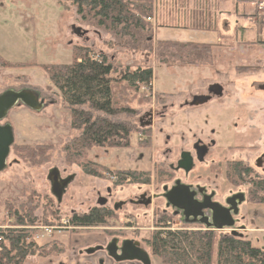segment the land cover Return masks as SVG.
<instances>
[{"label":"rangeland","instance_id":"1","mask_svg":"<svg viewBox=\"0 0 264 264\" xmlns=\"http://www.w3.org/2000/svg\"><path fill=\"white\" fill-rule=\"evenodd\" d=\"M210 2L212 4V0H201V3L190 4L187 8L184 5L177 8L184 14L186 10L192 7L199 9L202 4L203 9L208 11L213 7V4L212 7L207 4ZM224 5L228 16L225 19L227 21L237 19H234L228 26L227 30H230L231 35L229 38L223 39L225 43H217L215 37H210L209 33L204 32L200 33L202 38H195L196 35L188 34V32L182 35L184 40L182 42L189 40L187 42L197 41L205 44L204 50L202 48L201 52L213 47L212 50L222 49L223 51L220 52H223V56L220 54L219 57L215 58L196 57L194 65L188 66L177 61L174 57L175 50L171 46H156L157 39L168 36H162L161 32L157 36H153L154 13L157 18L158 29L165 24L176 27L179 23L168 17V14L176 9H170L162 1L154 3L156 12L154 11L151 16V21L144 19L146 23H150L148 24L151 25V29L137 32L134 40L130 37L121 38L103 27L96 26L93 21L82 20L76 14L75 8L67 2L58 0H0V41L2 42H0V56L4 59V68L0 67V91L17 92L21 91L22 88L24 90L30 89L44 99V104L38 111H33L19 103L10 109L7 114V119L12 127L14 142L6 160L4 171H0V236L2 239H5V234L10 230L8 226L13 225L14 222L8 211H12L13 208L20 211L21 204L26 203L25 200L29 198L32 200V205H35L34 214L38 221L42 219L48 201H52L53 211L58 210L57 216L59 218L54 224L67 220L71 209L79 212L85 211L88 206L93 205L96 192L102 189L103 183H111L108 178V173L111 170L116 173L136 170L141 174L139 181L145 177V174H148L150 193L156 196L159 195L161 186H158L153 179V167L161 160V143L165 135L164 133L162 135L157 134L156 129H152L150 132L149 129L138 122L143 110L150 103L153 104L163 90L169 91L166 94L173 93L172 99L175 100L176 104L181 102V100L194 93L195 90L214 81V78L211 77V68L208 67L213 66L215 68L223 61L234 65L238 59L236 58L238 49L246 48L244 45H251L250 47L253 49L263 45L257 42L255 35L257 27L254 23L249 18L242 19L234 15V0H227ZM223 8V5H221L218 10L222 11ZM212 16L209 18L203 16L201 20L190 19L189 17L186 21L183 19L179 21H181L182 27L204 22L205 25L213 28L215 18H212ZM240 28H243V30ZM75 31H78V33H75ZM162 33L170 35L166 31H162ZM257 36L258 39L262 38L258 33ZM75 46L86 47L94 54L105 55L116 72L113 74L116 80L119 79L122 72L126 73L136 68L151 67L153 70V98L152 92L142 88L140 89L143 92L142 95L133 96L132 92L129 93V111L114 115L91 111L92 119L105 117L111 122L124 124L129 129L128 137L120 145L98 147L87 153L89 160L101 165V177L82 175L78 167H71L64 163L63 153L60 149L72 136L77 135L79 130L71 129L69 123L71 109L62 101L58 91L41 68L42 65L70 63L72 48ZM158 58H161L164 63L160 62ZM216 61L219 62L215 64ZM5 62L25 65L24 67H7ZM226 77L231 78L232 74H228ZM119 86L114 84L116 92ZM166 94L164 96H171ZM77 109L89 110L87 106H80ZM172 112H174L173 120L176 122L179 112L176 108ZM160 126L158 125V127ZM178 130L174 127L168 133L169 136L173 138L172 133ZM193 130L194 126L191 125L184 128L186 134ZM145 132H149L150 143L146 139ZM46 144L52 147L48 150L49 159L43 164L39 163L38 166L32 165L26 161L23 154L19 151L15 153L14 150V147L23 145L33 147ZM175 150L177 151V147H175ZM171 158L174 157L171 156ZM52 168H57L64 176L69 174L74 176L73 181L62 197L60 206H56L57 203L50 194V184L47 180V174ZM111 185L123 188L124 193L120 194L121 196H124L127 192L131 193L135 189L130 180H118ZM154 201H157L155 203L160 206L158 210L161 211L164 207L163 200L154 199ZM256 207L264 208L260 205ZM250 209L251 207L246 206L243 213L246 211L249 217L254 216ZM155 213L151 215L148 213L147 221L150 229L146 230L147 235L156 230L154 229L157 227L154 223L156 220ZM168 214H171V212H168ZM260 216H264V214L258 213L252 223H248V220L246 224L244 223V229L239 227L234 229L237 233H242V237L249 240L254 246L263 247L264 242L258 237L259 232H256L257 226L263 225L260 223ZM173 223L178 224L176 221ZM229 231L225 228L223 231L214 230L213 233L220 236L229 234ZM54 235L59 236L61 234L55 233ZM151 261L153 264H161L155 257H151Z\"/></svg>","mask_w":264,"mask_h":264},{"label":"flooded vegetation","instance_id":"2","mask_svg":"<svg viewBox=\"0 0 264 264\" xmlns=\"http://www.w3.org/2000/svg\"><path fill=\"white\" fill-rule=\"evenodd\" d=\"M256 37L258 44L264 42L263 37ZM244 46L246 48L236 51L238 59L234 65L223 61L215 68L208 67L214 78L212 83L195 90L177 104L172 99L173 93L161 92L159 98L139 116L138 122L150 132L156 129L157 134L165 135L161 143V160L153 167V179L161 186L159 195L150 193V183L145 182L146 174L140 181L129 174H117L116 181H132L133 192L121 196L123 188L111 185L115 181L103 183L102 189L96 192L92 206L82 212L74 209L69 212L70 215H78L98 209L102 212L98 226L74 225L70 216L66 222L56 224L34 222L17 225L13 218L15 214L16 218L22 216L24 204H21L20 213L13 212L14 208L8 211L14 221L8 229L28 233L25 244L31 242L33 245L26 252L18 254L19 262L16 264H153L151 257L161 263L150 246L153 233H146L150 229L147 218L155 212L154 223L167 217L165 222L158 224L164 226L160 229L171 231H214L212 226L223 222L227 214L232 217L235 227H245L244 223L248 220V223H252L258 214L259 207L256 206H264L260 199L254 200L249 195L253 183L264 181V44L257 46V49L251 45ZM212 49L196 54L197 58L223 56V52H220L222 49ZM1 61L4 63L0 56V67L4 68ZM180 63L185 64L184 61ZM228 74H232V77H226ZM2 94L4 90L0 91ZM35 94L37 101H42L43 105L44 99ZM19 103L26 106L20 100ZM175 108L179 112L176 122L172 112ZM0 116L2 154L4 125L9 121L7 115L4 117V112ZM190 125L194 126V130L186 134L184 128ZM174 127L179 130L173 132L174 137L171 138L168 133ZM147 134L149 132H145L149 138ZM188 166L190 168L186 170ZM70 176L73 175L64 176L59 171L60 182ZM72 181L64 188L63 196ZM174 191L172 198L177 205L166 198ZM154 199L163 200L161 211ZM246 206L251 207L254 216L249 217L246 211L243 213ZM57 211L55 209L54 213ZM174 221L178 224H174ZM154 229L157 231L159 228ZM55 233L61 235L55 236Z\"/></svg>","mask_w":264,"mask_h":264},{"label":"trees","instance_id":"3","mask_svg":"<svg viewBox=\"0 0 264 264\" xmlns=\"http://www.w3.org/2000/svg\"><path fill=\"white\" fill-rule=\"evenodd\" d=\"M67 2L75 8L76 14L82 20L93 21L96 26L121 37H130L135 40L139 31L151 29L145 18L154 13V0H58ZM206 3V2H205ZM212 7L211 2L207 3ZM233 13L236 17L249 18L257 27L261 35L263 29V16L257 14L256 8L244 3H234ZM196 11V10H195ZM199 15V16H198ZM238 15V16H237ZM194 19L201 20L202 14L197 10ZM209 18L210 16H205ZM194 29H209L204 22L192 26ZM153 30V29H152ZM256 33V35H257ZM264 44V42H261ZM156 46H171L175 50L177 61H185L188 66L194 65L196 54L201 52L205 44L199 42L180 43L175 41H157ZM186 59V60H184ZM162 63L164 61L160 58ZM4 65L3 61H1ZM7 67H24L25 64H10ZM49 81L58 91L62 101L70 107V127L79 130L62 147L63 161L68 166L78 167L81 174L91 177H101V165L87 158V153L98 147L120 145L129 135V129L121 123L111 122L105 117L91 118V111L114 115L129 111V93L133 96L142 95L140 89L152 92L153 70L151 67L136 68L126 73L122 72L119 79L113 77L116 73L105 55L94 54L86 47L72 48V59L68 64L42 65ZM114 84L120 85L115 90ZM140 91V92H139ZM144 91V90H143ZM149 99V98H148ZM87 106L89 110L77 109ZM149 136V134H147ZM148 143H150L149 138ZM117 140V141H116ZM123 145V144H122ZM147 146V144H146ZM46 145L14 147L15 153L19 151L26 161L34 166L48 161ZM124 176L129 174L139 181L140 173L135 171L117 172ZM145 182H149L146 174ZM252 199H260L264 203V181L253 183L249 188ZM52 201H48L42 219L38 221L34 214L35 205L29 198L24 203L22 216L15 214L13 220L19 224H54L59 218L52 209ZM20 213L18 210H13ZM72 224L77 226H98L102 219V212L93 209L86 214L69 215ZM167 217L158 220L159 228L151 235L150 246L162 264H264V247L254 246L239 233L217 235L213 231H171L160 229L164 226L158 222H165ZM19 222V223H18ZM27 224V225H28ZM156 227V228H157ZM28 233L21 230H8L5 239L0 237V264H16L18 254L26 252L33 243L25 244ZM15 253V254H14Z\"/></svg>","mask_w":264,"mask_h":264},{"label":"crops","instance_id":"4","mask_svg":"<svg viewBox=\"0 0 264 264\" xmlns=\"http://www.w3.org/2000/svg\"><path fill=\"white\" fill-rule=\"evenodd\" d=\"M162 1V3L164 5H167L170 7V9H176L175 11L173 12H170L168 14V17L171 18L172 20L176 21V22H179L178 25H176V27L170 25V24H165L163 25L162 27H159L158 29V24H157V18H156V15L154 13V27H153V36H157L160 32V34H162V36H168V37H160L161 39H157V41H175V42H180V43H186V42H182L184 41L183 40V33L185 32H188V34H192V35H196L197 37L195 38H202L201 36V32H204V33H209L210 34V37H215V41L217 43H222L223 42V39L224 38H229L230 35H231V32H229L230 30H227L228 26L231 24V22H233L234 19H231L230 21H227L225 18L228 17L227 16V12H226V8H225V5H224V2H226L227 0H212V4H213V9H209L208 11L207 10H204L203 7H202V4H201V7L199 9H195V7H192L188 10H186V13H182L181 10H178V6H187L188 5H195L197 4L198 2L201 3V0H154V3H157V2H160ZM205 2V1H204ZM223 5V9L222 11H219L218 10V7ZM197 10H199L202 14V18L203 16H212L210 10L212 11L213 13V16L212 18L214 17L215 18V23H214V27L213 28H209V29H194L191 25H184V27L181 26L179 20H187L189 17L190 19L193 18V15L194 13L196 12ZM156 12V7H155V10ZM201 18V19H202ZM243 19V18H242ZM237 20V19H236ZM232 27V26H231ZM184 29V30H183ZM233 29V27H232ZM241 30H243V28H240ZM162 31H166L168 33H170V35H165L162 33ZM184 31V32H182ZM197 33V34H196ZM156 39V38H155ZM193 41H195L193 39ZM1 42V41H0ZM197 42V41H195ZM2 43V42H1ZM225 43V42H223ZM153 85V84H152ZM159 92V91H158ZM162 93H168L169 91L167 90H163L161 91ZM160 92V93H161ZM258 209V213H263L264 214V208L262 207H259L257 208ZM258 216V214H257ZM260 223H262L263 225L262 226H257L256 228V232L258 231V237L263 240L264 242V216H260ZM248 233H251V232H248ZM255 233V232H254ZM242 234V233H241ZM254 235V234H253ZM264 247V246H263Z\"/></svg>","mask_w":264,"mask_h":264},{"label":"water","instance_id":"5","mask_svg":"<svg viewBox=\"0 0 264 264\" xmlns=\"http://www.w3.org/2000/svg\"><path fill=\"white\" fill-rule=\"evenodd\" d=\"M78 33V31H75ZM22 101L28 108L38 111L42 107V101L38 102L37 97L34 91L31 90H24L21 92H14V91H6L4 94L0 95V114L4 112V117L8 114L10 109H12L18 101ZM2 117L0 116V119ZM13 143V136H12V128L10 124L4 125V146L2 148V154H0V171L6 166V160L9 155L10 147ZM190 166L186 167L185 169L188 170ZM73 179V176L66 178L64 181H59V171L57 168H52L49 170L47 174V180L50 184V193L56 199L57 203H60L62 200L64 188ZM175 194L169 193L167 195V201L173 203V205H177L176 202L173 200L172 196ZM220 224H214L212 230H223L229 229L230 233L236 232L234 229V222L232 221V217L227 214L224 220H222ZM241 229H244V227ZM241 235V234H240Z\"/></svg>","mask_w":264,"mask_h":264},{"label":"built area","instance_id":"6","mask_svg":"<svg viewBox=\"0 0 264 264\" xmlns=\"http://www.w3.org/2000/svg\"><path fill=\"white\" fill-rule=\"evenodd\" d=\"M239 2H242V3H246V4H249L251 6H254L257 8V10L259 11V13H261L263 16H264V0H237ZM148 20L150 18H147ZM116 174L113 170H111L109 173H108V178L111 180V181H116ZM63 222H66V220H62ZM43 230V229H42ZM45 231H48L47 229H45ZM1 237V236H0Z\"/></svg>","mask_w":264,"mask_h":264},{"label":"bare ground","instance_id":"7","mask_svg":"<svg viewBox=\"0 0 264 264\" xmlns=\"http://www.w3.org/2000/svg\"><path fill=\"white\" fill-rule=\"evenodd\" d=\"M237 221V220H236ZM242 225V224H241ZM241 227V226H240ZM247 229V228H246ZM5 230V229H4ZM220 231V230H219ZM223 231V230H222ZM226 231V230H225ZM4 232H6V231H4ZM2 233V232H1Z\"/></svg>","mask_w":264,"mask_h":264}]
</instances>
